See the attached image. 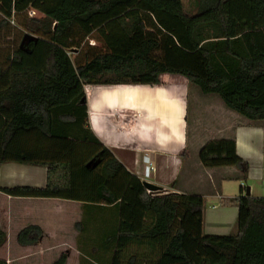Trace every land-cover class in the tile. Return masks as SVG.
Returning <instances> with one entry per match:
<instances>
[{
    "label": "trees",
    "instance_id": "obj_1",
    "mask_svg": "<svg viewBox=\"0 0 264 264\" xmlns=\"http://www.w3.org/2000/svg\"><path fill=\"white\" fill-rule=\"evenodd\" d=\"M194 4L189 12L182 0H0V27L22 31L0 53V165L46 168L44 186L0 191L81 201L79 264H264V197L240 185L222 200L237 208L234 230L208 234L201 195L149 193L88 125L86 85H153L164 74L264 123V0ZM29 8L40 16L28 18ZM26 32L37 38L20 47ZM89 37L102 45L87 46ZM199 159L247 179L233 137L210 140ZM41 236L29 225L17 242ZM66 262L62 254L52 264Z\"/></svg>",
    "mask_w": 264,
    "mask_h": 264
},
{
    "label": "crops",
    "instance_id": "obj_2",
    "mask_svg": "<svg viewBox=\"0 0 264 264\" xmlns=\"http://www.w3.org/2000/svg\"><path fill=\"white\" fill-rule=\"evenodd\" d=\"M195 10L194 4L189 12ZM85 92L91 131L131 173L157 185L162 193L201 195L205 208L206 200L211 201L204 211V232L227 234L232 230L238 211L222 200L236 196L233 183L227 182L243 186L235 166H203L199 151L207 142L233 137L237 154L248 163L245 193L252 195L251 179L263 187L264 123H252L216 97H204L183 76L164 74L153 85L90 84ZM45 183L43 166L0 165V186L41 187ZM82 208L78 200L10 196L0 191V229L6 233L0 256L12 239L25 257L48 259L52 264L65 254L66 264H79L75 224ZM29 225L39 226L42 236L38 243L21 245L17 234Z\"/></svg>",
    "mask_w": 264,
    "mask_h": 264
},
{
    "label": "rangeland",
    "instance_id": "obj_3",
    "mask_svg": "<svg viewBox=\"0 0 264 264\" xmlns=\"http://www.w3.org/2000/svg\"><path fill=\"white\" fill-rule=\"evenodd\" d=\"M182 1L184 2V5H185L187 11L192 10L194 8V2L192 0H182ZM35 16H40V14L36 12ZM27 17L29 18L28 15H27ZM22 18H23V16H22ZM21 32H22L21 30L8 28L7 26L6 27H0V53L2 51H4V49L7 48V45L12 44L13 42L18 43L19 39H20ZM91 39H94L95 43L99 41V40L97 41L95 38L89 37L85 40V43L87 46H88V44L92 45L89 43ZM99 42H98L99 45L94 44L92 46L100 47V45H102V44ZM71 56L73 57V54H71ZM192 86H195V85L193 84ZM204 97H216V99H218L220 101V103H222V100L216 94H204ZM192 108L195 109L194 107H192ZM246 181H247V179L245 181H242L243 186H247ZM249 182H250L249 184H250L251 193H252L251 196L264 197V184L262 187L261 185H259V181L253 180V179H251ZM232 183H233V188H235V190H236L235 194L238 195L239 189H240V184H237L234 182H227V184H229V185H232ZM196 192H198V190H196ZM229 205H231V207H232L233 204H229ZM210 206H211V201L209 199H207L206 200V208L204 207V211H205V209H207V207L209 208ZM233 207H235V206H233ZM234 227H235V222L233 224V228L231 231L234 230ZM24 255L25 254L18 252L16 242L12 239H9L4 246L3 255L0 256V264H48L49 263L48 259H38V258H35V256L25 257Z\"/></svg>",
    "mask_w": 264,
    "mask_h": 264
},
{
    "label": "water",
    "instance_id": "obj_4",
    "mask_svg": "<svg viewBox=\"0 0 264 264\" xmlns=\"http://www.w3.org/2000/svg\"><path fill=\"white\" fill-rule=\"evenodd\" d=\"M37 37L33 34H30L28 32L24 33L22 39H21V42H20V47H23V45L29 41V40H35ZM144 187L148 190V192H157L159 191V187L151 182H148V181H142Z\"/></svg>",
    "mask_w": 264,
    "mask_h": 264
},
{
    "label": "built area",
    "instance_id": "obj_5",
    "mask_svg": "<svg viewBox=\"0 0 264 264\" xmlns=\"http://www.w3.org/2000/svg\"><path fill=\"white\" fill-rule=\"evenodd\" d=\"M36 12H37V11L34 10V9H32V8H29V9L26 10V13H27V15L29 16V18L34 17L35 14H36ZM89 43L92 44V45H94V44L99 45L98 42L95 43V40H94V39H91ZM147 191H148V190H147ZM149 193H152V192H149Z\"/></svg>",
    "mask_w": 264,
    "mask_h": 264
}]
</instances>
